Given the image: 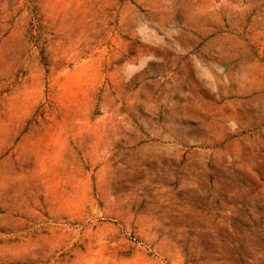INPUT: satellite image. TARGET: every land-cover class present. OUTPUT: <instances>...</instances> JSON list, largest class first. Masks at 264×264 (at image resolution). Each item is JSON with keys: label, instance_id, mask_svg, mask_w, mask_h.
Masks as SVG:
<instances>
[{"label": "rangeland", "instance_id": "374dc122", "mask_svg": "<svg viewBox=\"0 0 264 264\" xmlns=\"http://www.w3.org/2000/svg\"><path fill=\"white\" fill-rule=\"evenodd\" d=\"M0 264H264V0H0Z\"/></svg>", "mask_w": 264, "mask_h": 264}]
</instances>
